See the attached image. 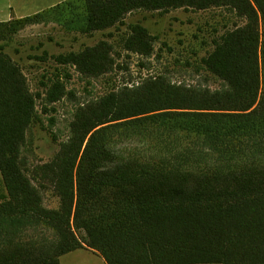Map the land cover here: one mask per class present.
Returning <instances> with one entry per match:
<instances>
[{"label":"trees","instance_id":"16d2710c","mask_svg":"<svg viewBox=\"0 0 264 264\" xmlns=\"http://www.w3.org/2000/svg\"><path fill=\"white\" fill-rule=\"evenodd\" d=\"M77 7L87 33L138 11L221 8L241 22L225 26L203 61L206 81L219 88L167 73L130 75L78 105L69 136L43 165L34 161L36 98L22 68L0 55L8 195L0 202V264H61L79 249L107 264H264V0H73L0 28ZM154 44L146 28L131 26L118 42L55 61L99 79L123 70L117 48L151 59ZM61 79L49 87V104L68 96Z\"/></svg>","mask_w":264,"mask_h":264},{"label":"rangeland","instance_id":"374dc122","mask_svg":"<svg viewBox=\"0 0 264 264\" xmlns=\"http://www.w3.org/2000/svg\"><path fill=\"white\" fill-rule=\"evenodd\" d=\"M240 22L221 8L209 11H138L127 16L123 24L115 28L87 33L84 10L77 7L44 14L21 26L0 28L4 31L0 35V55L8 56L22 68L42 117V122L32 127L35 164L47 163L59 150L58 144L69 136V125L80 103L105 96L124 79L131 78L130 75L140 81V78L150 75L167 73L176 82H201L214 89L219 88L221 83L214 78L206 81L203 61L214 50V41L225 32V26L232 27ZM137 25L146 28L155 40L151 59L117 48L116 52L121 54V57L116 55L117 64L123 70L99 79L84 78L74 68L60 66L55 61L60 55L79 52L102 41L118 42L130 32L131 26ZM58 74L68 96L58 103L49 104V87ZM47 196L49 206L56 208L58 199L50 192ZM7 198L0 171V202Z\"/></svg>","mask_w":264,"mask_h":264},{"label":"crops","instance_id":"0c3cea01","mask_svg":"<svg viewBox=\"0 0 264 264\" xmlns=\"http://www.w3.org/2000/svg\"><path fill=\"white\" fill-rule=\"evenodd\" d=\"M73 0H0V24L24 20ZM61 264H107L97 252L79 249L61 258Z\"/></svg>","mask_w":264,"mask_h":264}]
</instances>
